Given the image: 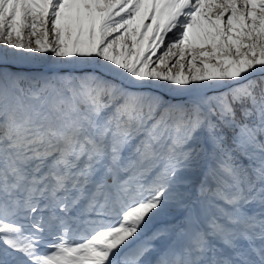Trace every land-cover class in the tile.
Listing matches in <instances>:
<instances>
[{
    "label": "snow or ice",
    "instance_id": "snow-or-ice-1",
    "mask_svg": "<svg viewBox=\"0 0 264 264\" xmlns=\"http://www.w3.org/2000/svg\"><path fill=\"white\" fill-rule=\"evenodd\" d=\"M0 264H264V0H0Z\"/></svg>",
    "mask_w": 264,
    "mask_h": 264
},
{
    "label": "rangeland",
    "instance_id": "rangeland-1",
    "mask_svg": "<svg viewBox=\"0 0 264 264\" xmlns=\"http://www.w3.org/2000/svg\"><path fill=\"white\" fill-rule=\"evenodd\" d=\"M24 71H29V72H37V71H43V66L37 65L35 67H29L23 69Z\"/></svg>",
    "mask_w": 264,
    "mask_h": 264
},
{
    "label": "trees",
    "instance_id": "trees-1",
    "mask_svg": "<svg viewBox=\"0 0 264 264\" xmlns=\"http://www.w3.org/2000/svg\"><path fill=\"white\" fill-rule=\"evenodd\" d=\"M245 163H247V161H245Z\"/></svg>",
    "mask_w": 264,
    "mask_h": 264
}]
</instances>
